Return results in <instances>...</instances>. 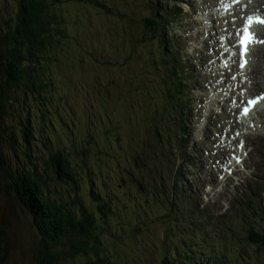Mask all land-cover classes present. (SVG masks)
Segmentation results:
<instances>
[{
	"label": "rangeland",
	"instance_id": "1",
	"mask_svg": "<svg viewBox=\"0 0 264 264\" xmlns=\"http://www.w3.org/2000/svg\"><path fill=\"white\" fill-rule=\"evenodd\" d=\"M103 1V7L90 0L63 5L67 37L61 48L52 49L54 60H44L45 72L55 80L51 108L47 102L22 98L15 111V120L22 117L25 121L30 115L39 126L33 154L39 155V162L43 159L44 149L35 144L48 135H41L45 131L43 111L65 145L71 143L72 129L77 141L94 137L101 153L89 160L98 173L96 176L93 171L92 176L99 178L100 189L110 195L114 210L119 208L127 220L109 225L114 234L106 228L100 233L114 264H162L164 257L174 255L170 242L182 245L184 240L186 244L192 240L199 245L203 238L212 250L227 256L226 264H264V242L256 246L248 240L253 226L264 232V104L254 111L252 120L244 123L240 116L247 96L264 93V44L252 47L242 69L236 53L237 30L247 15L264 16V0L238 4L233 0L160 1L161 9L166 5L172 13L164 24L166 39L174 42L173 49L167 47V54L183 64L179 80L187 84L183 98L191 102L185 117L187 141H181L178 149L166 156L161 166L169 175L158 180L151 179L153 175L132 157L134 146L145 145L151 137L152 113H159L167 100L163 88L169 71L166 65L151 64L153 59L161 63L163 50L158 36L149 42L150 32L142 22L150 6L147 0ZM17 6L18 0H0L3 18L15 14ZM177 6L184 7V12H177ZM255 34L264 40V25H258ZM208 89L221 96L210 92L217 98L216 106L210 108ZM166 113L158 115L161 126L180 122ZM61 114L69 119L68 127L55 124ZM16 126L17 149L7 152L14 171L27 164L20 155L26 149L24 134L18 123ZM236 156L244 158L238 168L231 164ZM177 168L180 173L175 177ZM79 169L83 175L84 167ZM149 179L157 184L156 189L148 188ZM174 180L178 200L188 203L190 220L175 216L164 203L173 190L166 198L160 182ZM11 184L3 179L0 190V217L9 212L11 204L7 220L4 224L0 221V228H5L0 261L38 264L37 230ZM59 184L53 181L49 185L52 195H58Z\"/></svg>",
	"mask_w": 264,
	"mask_h": 264
},
{
	"label": "trees",
	"instance_id": "2",
	"mask_svg": "<svg viewBox=\"0 0 264 264\" xmlns=\"http://www.w3.org/2000/svg\"><path fill=\"white\" fill-rule=\"evenodd\" d=\"M72 1L18 0V10L6 19L0 9V190L2 180H10L14 196L21 201L25 213L31 217L39 236L36 256L38 264H114L100 233L106 228L107 232L114 234L109 225L127 220L124 212H119V208L114 210L112 198L109 199L110 195L100 189L99 178L92 176L93 171L96 176L98 173L89 165V160L92 155L101 153V149L95 145L94 137L89 135L86 142L77 141L72 129L71 143L65 145L60 134L44 118L43 111L45 131L41 135L43 137L45 132L48 135L42 142L35 143L37 147L44 149L43 159L39 162V155L36 158L34 150H31L39 126L33 124L30 115L25 121L22 117L14 119L22 98L38 100L45 105L47 102L50 107L51 94L56 92L55 80L45 72L44 60H54L52 49L63 46L67 33L66 12L62 9L65 3ZM90 1L97 7L104 6L103 0ZM160 1L165 0H147L150 8L142 22L146 31L150 32L149 42L152 44L158 36L160 49L163 50L161 63L153 59L151 64L155 62L160 66L168 65L166 68L169 73L165 78L167 85L163 91L167 100L159 113L157 110L152 113L150 139L145 145L134 146L132 150L133 162L146 167L149 174L153 175L152 178L149 176L153 180L169 175L161 165L165 164L166 156L173 154L180 142L187 141L188 137L184 124L186 121L182 120L186 113V102L182 97L184 84L176 80L183 72L182 66L177 58L167 57L168 50L163 45L164 24L171 12L166 5L161 9L163 4ZM164 42L171 49L169 40ZM57 59L58 57L55 60ZM166 111L180 122L161 126L158 115L164 117L167 115ZM61 115L58 121L55 120V124L59 128L63 125L68 127L69 119ZM16 123L21 126L24 134L26 149L21 150L20 155L24 156L27 164L24 169L14 171L9 165L7 152L9 148L15 151L18 146L19 139L14 135ZM103 127L108 129L105 125ZM79 167H84L86 173L83 170L82 175ZM176 170L177 176L180 169ZM53 181L60 183L56 188L57 196L52 195L49 188ZM160 185L164 187L162 192L166 198L169 191L173 190L171 198L164 200L171 213L190 220L188 203L178 200L175 180L167 183L162 181ZM156 186L152 180L148 183L149 189H156ZM64 190L66 192H61ZM155 193L157 191H153L154 195ZM85 196L89 197L88 202H85ZM253 216H256V212ZM197 225L195 222V228L199 229ZM118 233L115 232L117 238L120 237ZM263 236L264 232L256 231L253 226L248 231L249 244L258 246L260 241L264 242ZM206 243L205 238L199 245L192 240L188 244L184 240L182 245L172 241L169 246L170 250H174V255L164 257L162 264H226L227 256L220 255Z\"/></svg>",
	"mask_w": 264,
	"mask_h": 264
},
{
	"label": "snow or ice",
	"instance_id": "3",
	"mask_svg": "<svg viewBox=\"0 0 264 264\" xmlns=\"http://www.w3.org/2000/svg\"><path fill=\"white\" fill-rule=\"evenodd\" d=\"M234 3H239V0H233ZM253 24H260L264 25V16L261 15H250L247 17L244 27L241 30H237V36L239 37V44L241 46V57H245L249 52V46L255 43L264 44V40H258L256 38L255 32L252 30ZM247 64V60L245 59L243 63H241V68H243ZM259 99H264V97H258L256 100H250L248 102L249 106H246L243 111L242 115L247 116L251 111L250 106H255ZM239 135V133H237ZM242 146V143H241ZM237 163L240 162V158H236ZM230 163V162H229ZM229 171L231 169L229 168Z\"/></svg>",
	"mask_w": 264,
	"mask_h": 264
},
{
	"label": "bare ground",
	"instance_id": "4",
	"mask_svg": "<svg viewBox=\"0 0 264 264\" xmlns=\"http://www.w3.org/2000/svg\"><path fill=\"white\" fill-rule=\"evenodd\" d=\"M238 6H239V5H238ZM235 7H236V6H235ZM235 7H234V8H235ZM237 8H238V7H237ZM259 29H260V28H259ZM258 31H259V30H258ZM238 47H239V44L237 43V48H238ZM253 49H254V47H253ZM251 51H252V48H251ZM251 51H250L249 55H247L246 58H245V59H247V61H248V59H250V57H251ZM247 98H248V96H247ZM263 102H264V100H263L261 103H259L257 106H255L254 110H253V111H252L247 117L242 116V118L245 120L244 123L247 122V121L250 120V119H253V113H254V111H256L258 108H260L261 105L264 104ZM256 127H257V126H256ZM257 129H258V128H257ZM236 157H237V156H236ZM233 165L235 166V168L241 167V165H238V163H237L236 160L234 161Z\"/></svg>",
	"mask_w": 264,
	"mask_h": 264
},
{
	"label": "flooded vegetation",
	"instance_id": "5",
	"mask_svg": "<svg viewBox=\"0 0 264 264\" xmlns=\"http://www.w3.org/2000/svg\"><path fill=\"white\" fill-rule=\"evenodd\" d=\"M5 220H7V217H6ZM1 228H2V230H0V257L2 256L1 249H2V244H3V237H4V234H5V232H4V229H5L4 226H2ZM0 264H2L1 261H0Z\"/></svg>",
	"mask_w": 264,
	"mask_h": 264
},
{
	"label": "water",
	"instance_id": "6",
	"mask_svg": "<svg viewBox=\"0 0 264 264\" xmlns=\"http://www.w3.org/2000/svg\"><path fill=\"white\" fill-rule=\"evenodd\" d=\"M8 209H9V212H8V213H7V212H4V213L2 214V216L0 217V221H1L2 224L5 223V219H6L7 215H8V214L10 213V211H11V204L8 206Z\"/></svg>",
	"mask_w": 264,
	"mask_h": 264
}]
</instances>
